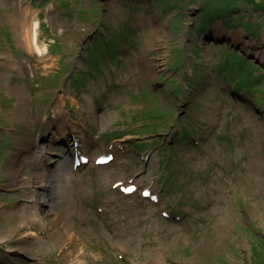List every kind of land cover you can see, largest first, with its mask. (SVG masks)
<instances>
[{
    "label": "rangeland",
    "instance_id": "obj_1",
    "mask_svg": "<svg viewBox=\"0 0 264 264\" xmlns=\"http://www.w3.org/2000/svg\"><path fill=\"white\" fill-rule=\"evenodd\" d=\"M1 209L0 264H264V0H0Z\"/></svg>",
    "mask_w": 264,
    "mask_h": 264
},
{
    "label": "bare ground",
    "instance_id": "obj_2",
    "mask_svg": "<svg viewBox=\"0 0 264 264\" xmlns=\"http://www.w3.org/2000/svg\"><path fill=\"white\" fill-rule=\"evenodd\" d=\"M39 27H40V23L38 21L37 18H33L29 27H27L26 29H24L20 36H18V40L19 42H21L24 47H26L29 51L32 52H36L38 55H43V53H47L48 51V47L47 44L45 42L40 41L39 39ZM10 91V90H9ZM11 92V91H10ZM14 92L16 93V96L19 94L18 92H16L14 90ZM15 95V94H14ZM20 105V103L18 104ZM21 109L19 108L18 111H20ZM79 146V145H78ZM79 149H82V146H79ZM51 151L49 152H60L61 150L57 147V146H52ZM79 151L78 149H75L74 151V155H73V162H72V168L78 170V166L76 164V155H77V159H79ZM37 154V153H36ZM44 160V161H43ZM45 160H49L50 161H58L59 158H51V156L48 154V151H43L42 154L40 155V153H38L35 156V165H33L32 170L29 171L27 177L25 178L23 184H25L26 187H28V200L25 203H22L21 209L23 210L22 212V216H23V222H25V224H28L30 222L33 221H37L40 220L43 224H45L44 221V217L43 215L40 213L41 209L39 208V204H42L43 202H46L48 195L50 193H52L53 188L50 187V191L48 189H46V186L49 182L44 181V176L42 175H46L48 172V178L47 180H49L50 176H52V173H55V171H57V169L53 168V169H48L46 164H45ZM43 169V170H42ZM51 173V175H50ZM64 176H61V181H63ZM39 184L42 185V189L41 191H37L36 188L34 187V184ZM61 190V191H60ZM57 191V190H56ZM59 191V195L61 196V194L64 195L65 193V186L63 185V187H61V189H58ZM54 196H55V191L53 192ZM56 197V196H55ZM63 197V196H62ZM43 212V211H42ZM3 213H7L6 210L1 209L0 214ZM36 219V220H35ZM42 230L44 231V234L46 235H50L53 233L46 231V228L44 229L45 226H41ZM1 235V233H0ZM3 239L0 236V240ZM68 239V238H67ZM64 242L62 241L61 244H59V246H61ZM76 259L73 260L72 264H84L83 260H80L79 258L75 257Z\"/></svg>",
    "mask_w": 264,
    "mask_h": 264
},
{
    "label": "trees",
    "instance_id": "obj_3",
    "mask_svg": "<svg viewBox=\"0 0 264 264\" xmlns=\"http://www.w3.org/2000/svg\"><path fill=\"white\" fill-rule=\"evenodd\" d=\"M205 9H206V8L204 7V8H203V11H205Z\"/></svg>",
    "mask_w": 264,
    "mask_h": 264
},
{
    "label": "clouds",
    "instance_id": "obj_4",
    "mask_svg": "<svg viewBox=\"0 0 264 264\" xmlns=\"http://www.w3.org/2000/svg\"><path fill=\"white\" fill-rule=\"evenodd\" d=\"M77 144V142L74 143V145Z\"/></svg>",
    "mask_w": 264,
    "mask_h": 264
},
{
    "label": "water",
    "instance_id": "obj_5",
    "mask_svg": "<svg viewBox=\"0 0 264 264\" xmlns=\"http://www.w3.org/2000/svg\"><path fill=\"white\" fill-rule=\"evenodd\" d=\"M149 190V189H148ZM150 191V190H149Z\"/></svg>",
    "mask_w": 264,
    "mask_h": 264
}]
</instances>
